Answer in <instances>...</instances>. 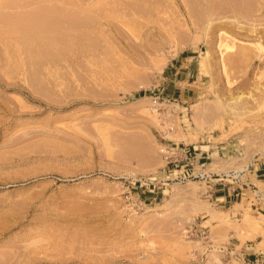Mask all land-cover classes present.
Returning <instances> with one entry per match:
<instances>
[{"label": "rangeland", "instance_id": "374dc122", "mask_svg": "<svg viewBox=\"0 0 264 264\" xmlns=\"http://www.w3.org/2000/svg\"><path fill=\"white\" fill-rule=\"evenodd\" d=\"M134 2L0 0V264H226L259 232L177 168L264 162V0ZM39 9L84 22L48 51Z\"/></svg>", "mask_w": 264, "mask_h": 264}, {"label": "crops", "instance_id": "0c3cea01", "mask_svg": "<svg viewBox=\"0 0 264 264\" xmlns=\"http://www.w3.org/2000/svg\"><path fill=\"white\" fill-rule=\"evenodd\" d=\"M187 89V86L181 87L173 85L171 94L175 93L178 97H183ZM187 149L188 147L186 149H181L179 153H183V156L187 157ZM195 153V159L190 160L191 165H188L189 160L187 158V160L179 164L177 170H180L182 173L183 171L187 173L188 170L194 171V169H196V173L202 175L205 184L211 189L210 197L220 206L225 205L226 202L229 204V202L237 198H244L249 209L254 213V216L257 217L258 224L260 225L259 232L254 236V241L250 240V238H245L238 247V250L236 249V245H238L239 242H229L224 246L225 263L263 264L264 246L259 244V242L264 239V162H251V165L248 164L246 172L242 173L245 174L243 179H241V175H238L234 170L226 173V177L220 178L214 176L217 172H208L204 162L199 161L198 156H201V150ZM190 157H192V155H190ZM195 165H197L198 168H195ZM232 189L238 192L237 196L233 194ZM195 231L198 232L196 229ZM233 252H235V254L238 253V255H233Z\"/></svg>", "mask_w": 264, "mask_h": 264}, {"label": "bare ground", "instance_id": "6f19581e", "mask_svg": "<svg viewBox=\"0 0 264 264\" xmlns=\"http://www.w3.org/2000/svg\"><path fill=\"white\" fill-rule=\"evenodd\" d=\"M68 1V0H67ZM72 1V0H71ZM81 1H83V0H81ZM130 1H132V0H130ZM139 1V0H138ZM10 2V1H9ZM78 2H79V0H78ZM123 2V1H122ZM135 2H136V0H135ZM134 2V3H135ZM142 2V1H141ZM228 2V1H227ZM237 2V1H236ZM49 3V2H48ZM76 3V2H75ZM133 3V2H132ZM138 3V2H137ZM247 4V3H246ZM59 5V4H58ZM75 5H77V4H75ZM128 5H130V4H128ZM211 5V4H210ZM80 6V5H79ZM62 7V6H61ZM55 8V7H54ZM61 9V8H60ZM71 9V8H70ZM133 9V8H132ZM32 12V11H31ZM23 13V12H22ZM29 13V12H28ZM77 13V12H76ZM32 15V14H31ZM34 17L32 18V20H30L31 18V16H29V20H28V22L27 23H25L24 25H21V26H17V25H15V27H16V29H18V30H21L20 32L22 33V30H23V33L25 32V30H27V33L29 32V33H31V31H32V33L31 34H33V36L35 35H37L39 32H41L40 34L42 35V32H46V31H48V35H50L51 34V32L53 33V36L52 37H50V45H49V40L47 41V43L45 42L46 40V38L47 37H49L48 35H47V37L45 38V35H44V37L43 36H41V37H43V41L46 43V44H44V46L45 45H47L48 46V48H47V50L49 49L50 50V47L49 46H51V48L53 47L54 49H55V44H56V42L57 41H59V40H61L62 39V35L63 34H61L62 32H64L65 33V29L66 28H73L74 26H76V25H80V24H82V22H84V21H82V20H84V19H78V16L76 17V14L74 15L73 14V12L72 11H68V10H58V9H39L34 15H33ZM9 20V19H8ZM11 20V19H10ZM78 20L80 21H82L81 23H79L78 22ZM12 21H14L13 19H12ZM17 22V21H16ZM10 24V23H9ZM64 24V25H63ZM13 25V26H14ZM63 26L64 27H66L65 29H63ZM8 27H10L9 25H8ZM77 27V26H76ZM76 27H74V28H76ZM28 30H30V31H28ZM16 31V30H15ZM49 32H50V34H49ZM81 32V31H80ZM7 33V32H6ZM12 33H14V32H12ZM23 33L21 34V35H23ZM27 33H24V36H25V34L26 35H28ZM70 33V32H69ZM40 34L39 35H37V37L39 38V39H41V37H40ZM54 34H55V36H54ZM65 35V34H64ZM24 36H23V38H24ZM34 36V37H35ZM76 36H78V35H76ZM75 36V37H76ZM80 36V35H79ZM26 38V40L28 39V40H33V39H35V38H31L30 37V35H28V36H25ZM71 37V36H70ZM52 38V39H51ZM74 38V37H73ZM77 38H79V37H77ZM38 39V40H39ZM28 40L26 41V43L28 42ZM35 40H37V39H35ZM42 40V39H41ZM77 40V39H76ZM52 41V42H51ZM25 42V41H24ZM41 42V41H40ZM69 42V41H68ZM31 42L29 41V44H30ZM43 43V42H42ZM58 43V42H57ZM16 44V43H15ZM28 44V43H27ZM26 45V44H25ZM24 45V46H25ZM30 45H32V44H30ZM29 45V46H30ZM27 46V45H26ZM27 47L28 49H27V51H30V50H32L33 49V52H34V48H31L30 49V47ZM44 46H41V47H39V49H41V50H39L38 52L40 53V54H44V51H46L45 50V48H44V50H42V48L44 47ZM57 48V47H56ZM36 50H37V48H36ZM48 50V51H49ZM42 51V52H41ZM52 51H53V49H52ZM32 52V53H33ZM37 52V51H36ZM37 52V53H38ZM52 53V52H51ZM35 54V53H34ZM45 54H46V52H45ZM44 54V55H45ZM36 56H38V55H36ZM37 95V94H36Z\"/></svg>", "mask_w": 264, "mask_h": 264}, {"label": "built area", "instance_id": "2783aa9c", "mask_svg": "<svg viewBox=\"0 0 264 264\" xmlns=\"http://www.w3.org/2000/svg\"><path fill=\"white\" fill-rule=\"evenodd\" d=\"M181 173H182V172H181ZM183 173H185V171H183ZM183 173L178 175L180 178H183V179L186 178L189 174H191V175H193V176H199V177H202L201 174L196 173V172H195V173H193V172H191V173H185V174H183ZM135 179H136V178H133L132 182L135 181ZM148 183H149V182H148ZM153 187H154V186H152L151 188H148V191H149V192H155L154 189H153ZM232 191H233V194H234V195H236V196L238 195V192H237L235 189H232ZM153 197H154V195H153Z\"/></svg>", "mask_w": 264, "mask_h": 264}, {"label": "trees", "instance_id": "16d2710c", "mask_svg": "<svg viewBox=\"0 0 264 264\" xmlns=\"http://www.w3.org/2000/svg\"><path fill=\"white\" fill-rule=\"evenodd\" d=\"M139 93V92H138ZM140 94V93H139Z\"/></svg>", "mask_w": 264, "mask_h": 264}]
</instances>
